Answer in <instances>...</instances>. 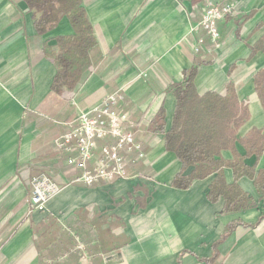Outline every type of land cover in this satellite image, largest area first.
I'll return each mask as SVG.
<instances>
[{"label": "crops", "instance_id": "crops-1", "mask_svg": "<svg viewBox=\"0 0 264 264\" xmlns=\"http://www.w3.org/2000/svg\"><path fill=\"white\" fill-rule=\"evenodd\" d=\"M81 1L96 40L91 67L73 91L57 96L50 89L55 68L42 47L72 34L67 19L38 36L24 0H0V264H264V204L253 181L242 177L237 184L254 206L221 214L223 200L207 199L214 174L186 190L171 186L181 163L152 129L163 110L169 130L173 87L197 67L199 95L224 94L231 83L248 110L237 138L264 132L254 87L264 70V0H227L234 15L218 23L217 46L202 30L190 33L206 0L196 9L186 0ZM199 38L203 46L193 53ZM120 90L118 110L135 124L143 157L125 156L126 179L84 186L54 140L72 129L79 113ZM235 147L244 157V148ZM221 157L232 159L229 151ZM243 162L253 167L256 158ZM258 170H264V150ZM39 173L60 191L44 212H30L29 183ZM223 178L231 185L232 170L224 168Z\"/></svg>", "mask_w": 264, "mask_h": 264}, {"label": "trees", "instance_id": "trees-1", "mask_svg": "<svg viewBox=\"0 0 264 264\" xmlns=\"http://www.w3.org/2000/svg\"><path fill=\"white\" fill-rule=\"evenodd\" d=\"M197 8L205 0H186ZM227 0H223L226 2ZM31 14L33 27L38 36L54 30L62 18H66L72 34L59 36L55 45L42 47L43 57L50 60L55 68L51 92L60 96L64 91H73L91 67V51L96 47L91 24L81 0H24ZM231 18L230 16L226 19ZM225 19V20H226ZM197 67L183 74V82L173 87L175 109L169 130L165 131L163 110L159 111L152 123V129L163 135L164 148L181 163V172L171 186L186 190L196 180L211 175L215 178L209 186L207 199L211 203L223 200L221 214L246 210L254 206L237 182L246 177L253 181L256 191L264 204V170L255 171L259 157L264 150V132L252 130L243 138H237V131L248 119V110L236 95L231 83L224 94L207 92L199 95L194 85ZM255 92L264 110V70L254 77ZM245 150L244 157L255 156L253 167L244 164L236 144ZM223 151L232 155L230 161L221 157ZM193 167L188 176L183 172ZM233 172L234 182L227 185L223 169ZM259 218L258 224L260 220ZM236 224L228 226L223 238L229 236Z\"/></svg>", "mask_w": 264, "mask_h": 264}, {"label": "built area", "instance_id": "built-area-1", "mask_svg": "<svg viewBox=\"0 0 264 264\" xmlns=\"http://www.w3.org/2000/svg\"><path fill=\"white\" fill-rule=\"evenodd\" d=\"M206 1L209 3L203 9L201 20L191 28L190 33L202 30L209 41L217 46V25L232 17L234 12L231 5L222 0ZM202 46L203 40L199 38L191 44V49L193 53H198ZM122 100V90L106 95L99 104L79 113L72 129L54 140L56 150L67 156L66 166L72 172L80 173L76 182L91 187L101 182L126 179L125 156L135 155V159L143 157L139 144L134 140L135 124L118 110ZM29 184L27 207L30 212H44L49 200L60 191V187L45 173L31 177ZM75 249L86 261L85 248L78 243Z\"/></svg>", "mask_w": 264, "mask_h": 264}, {"label": "rangeland", "instance_id": "rangeland-1", "mask_svg": "<svg viewBox=\"0 0 264 264\" xmlns=\"http://www.w3.org/2000/svg\"><path fill=\"white\" fill-rule=\"evenodd\" d=\"M99 145H101V143H100ZM63 156H64V158H65V162H66L67 156H66V155H63Z\"/></svg>", "mask_w": 264, "mask_h": 264}]
</instances>
